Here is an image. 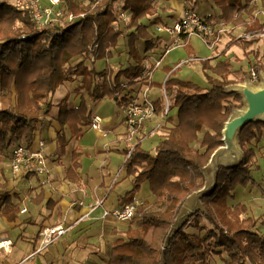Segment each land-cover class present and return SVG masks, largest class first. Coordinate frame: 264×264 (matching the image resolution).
I'll list each match as a JSON object with an SVG mask.
<instances>
[{
	"label": "trees",
	"instance_id": "1",
	"mask_svg": "<svg viewBox=\"0 0 264 264\" xmlns=\"http://www.w3.org/2000/svg\"><path fill=\"white\" fill-rule=\"evenodd\" d=\"M10 1L0 0V160L10 156L16 142L31 147L40 119V103L45 102L49 108L52 103L47 98L65 81L79 77L81 86L73 90L78 95V104L70 106L69 94L56 104L59 124L56 141L58 154H63L67 144L64 130L67 129L71 137L80 138L83 126L90 124L92 115L84 93L90 102L111 99L116 104L134 95L123 92L145 69L144 58L135 42L144 39L145 51L160 42L156 33L141 22L156 13V4L153 0H121L117 10L114 3L118 0H63L64 10L77 18L39 26L30 8ZM211 1L226 23L251 33L249 38L237 39L244 50L259 40L256 32L262 23L254 12L256 3L252 0ZM262 6L264 8V0ZM126 11L129 17L123 23L121 14ZM121 35L126 39L128 56L136 64L116 71L106 64L96 71L93 63L111 58ZM182 36L185 39L187 35ZM77 56L82 59L72 64ZM200 62L208 87L168 76L163 88L170 101L169 110L177 109L175 118L167 117L170 126H163L166 133L161 135L152 154L137 142L125 159V171L132 177L131 188L120 197V203L135 202V194L143 184L153 200L136 204L124 235L111 242L106 264H209L208 257L212 254H218L222 264H264V234L254 230V219L241 216L246 212L245 204L230 206L227 202L236 185L253 182L251 171L258 165L255 150L249 145L260 136L264 144V121L249 122L238 132L241 156L219 165L215 189L200 197L204 211H197L184 222L175 224L181 204L204 184L209 157L222 145L224 122L242 103L241 96L228 88L239 82L230 78L233 70L229 58L214 64L208 59ZM253 68H264V64L255 62ZM152 69L149 66L148 70ZM154 104L158 112L163 97ZM200 132H203L199 141L202 151L192 146ZM79 155L74 150L70 165L65 169L66 177L73 181L79 180ZM202 178L203 183H199ZM5 187L6 184L0 182V215L14 220L18 212V203L13 201L16 195Z\"/></svg>",
	"mask_w": 264,
	"mask_h": 264
},
{
	"label": "crops",
	"instance_id": "2",
	"mask_svg": "<svg viewBox=\"0 0 264 264\" xmlns=\"http://www.w3.org/2000/svg\"><path fill=\"white\" fill-rule=\"evenodd\" d=\"M153 2L156 4V13L141 19L150 31L154 30L153 24L156 22L173 24L188 8L194 9L209 22L215 23L221 19L220 10L211 0H153ZM123 14L127 20L129 12L126 11ZM237 29L238 27L228 24L227 29L220 34L216 45L209 47L212 53L205 59H208L211 64L226 57L231 59L234 55L232 47L235 44L228 43L230 38L228 33L232 34ZM157 32H164L165 37H161ZM157 32L156 36L159 37L160 42L151 50H144V39L136 40L135 45L140 56L144 58L145 69L141 77H138L133 85L128 86L123 94L129 92V94H137L139 99H143L144 96L153 102L159 100L165 93L163 83L168 76L183 79L179 76L178 70L186 65L193 66L202 60L195 51L192 52L196 46H200L199 41L202 40L200 35L190 34L183 39V36L165 31ZM175 57L178 61L173 63ZM81 59L77 56L71 63L75 64ZM85 63L90 65L88 60ZM93 64L95 69L101 64V68L96 69L100 71L106 64L114 70V65L134 66L136 63L128 56L126 39L121 35L118 37L117 46L112 49V57L96 60ZM149 66L153 67L151 71L148 70ZM161 66L166 68L163 82L147 85L148 82L153 81L154 72ZM206 72L210 73L208 70ZM79 86L81 82L78 77L74 81H65L56 91L65 87L63 96L69 94L68 101H72L70 106H76L78 95L74 96L73 90ZM84 97L92 118L96 115L99 117L100 126L106 134L103 135L92 129L90 124L83 126V135L80 138L71 137L69 131L65 129L67 144L63 154H58L56 141V130L59 128L56 104L62 97L54 101L53 96H49L47 100L52 103L49 108L45 102L40 103V119L35 129L36 137L33 145L37 146L38 139L43 141L42 152L46 156V166L49 170L47 182H42L38 175L33 173L14 178L10 171L9 157L0 160V182L6 184V191L16 195L13 201L18 203V210L22 206L26 208L25 213L17 212L14 220H7L0 215V240H11L10 251L0 253V264H15L29 254L35 245L39 229L46 225L65 222L70 224L71 228L43 252L36 255L32 263L27 264H106L111 242L115 237L124 235L128 221H117L104 214L105 210L122 205L120 197L131 188L132 177L127 175L124 167L129 146L128 140H125L126 126L123 122L122 110L124 103L116 104L111 99L93 103L86 98L85 93ZM173 111L175 115L177 109L174 108ZM164 117L167 118L160 109L145 121L139 134L140 144L151 135H162L164 129L161 118L164 119ZM152 119L158 120L155 126L151 125ZM146 128L150 130L146 134L142 133ZM74 150L80 154V165L77 169L78 181L68 179L65 173ZM25 178L30 179L31 185L27 184ZM144 200L148 202L153 200L149 190L146 194L144 192L135 194L137 203ZM98 201H100L99 204H97ZM242 203L247 208L246 215L253 218L249 214L248 204ZM256 230L264 234L257 226ZM208 260L209 264H222L218 254H212Z\"/></svg>",
	"mask_w": 264,
	"mask_h": 264
},
{
	"label": "built area",
	"instance_id": "3",
	"mask_svg": "<svg viewBox=\"0 0 264 264\" xmlns=\"http://www.w3.org/2000/svg\"><path fill=\"white\" fill-rule=\"evenodd\" d=\"M260 0H252L254 3H258ZM30 11L36 24L39 26L52 23L65 21H73L77 18L72 12L66 11L63 8V0H30ZM262 15V27L259 32V36L264 40V9L262 11H256L255 15ZM82 16V14H80ZM122 19H125L124 14H121ZM154 30L165 31L169 34H176L179 36L198 34L202 40L210 47H214L220 39V33L227 29V23L224 19H219L215 23L209 22L203 18L194 9H187L183 12L181 18L175 21L173 24L168 25L163 22H156L153 24ZM258 35V34H257ZM181 64V63H180ZM178 64V65H180ZM177 65V66H178ZM176 66V67H177ZM249 71L252 75H255L254 69L251 67ZM261 75L255 76L261 83ZM169 98L163 94L162 114L167 115L169 110ZM124 113L123 122L126 126L125 139L128 140L129 146L126 151V158L129 156L133 145L139 142V134L146 120L150 119L155 114V104L153 101L148 100L143 96V99H139L135 94L126 99L122 105ZM90 127L97 130L101 134L105 135L106 131L102 130L100 126V119L96 115L92 118ZM36 137L34 131V137L31 147H27L22 142H16L10 151L9 166L12 176L14 178L25 176L26 174H37L42 182H47L49 178V170L46 166V156L42 152L43 141L38 139L34 147L33 143ZM27 184L31 185L29 178H25ZM100 201L97 202L99 204ZM137 202L122 204L119 207H115L111 210H105L104 214L111 216L117 221H128L135 210ZM20 214L26 212L25 207H20ZM71 228L70 224L60 222L54 225H46L39 229L36 237L35 245L32 251L24 258L15 264H27L32 263L36 255L43 252L47 247L53 244L60 236L65 234ZM11 240H0V253H7L10 251Z\"/></svg>",
	"mask_w": 264,
	"mask_h": 264
},
{
	"label": "rangeland",
	"instance_id": "4",
	"mask_svg": "<svg viewBox=\"0 0 264 264\" xmlns=\"http://www.w3.org/2000/svg\"><path fill=\"white\" fill-rule=\"evenodd\" d=\"M262 1L263 0L258 1L256 11H259V10L262 11V8H263ZM10 2L17 5V6L23 5V6H27L28 8L30 6V0H11ZM80 2H86V0H83ZM120 6H121V0H118L117 2L114 3V7L117 10L120 9ZM257 18L261 22L262 15L259 14L257 16ZM121 20H123L122 21L123 23H125L127 21L125 19H121ZM227 25H228V23H227ZM151 31L155 32V33L157 32L156 30H153V29ZM231 32H232V30H231ZM157 33L161 37H165L164 32H157ZM256 34H258L259 40L257 42H255V44H252L248 49L244 50L237 43V39L241 38V37L249 38L251 36V33L245 32L244 28H242L240 26H238V29L235 32H233L232 34L228 33V35L230 37L228 39V41H229L228 43H230L232 45L235 44L232 47V49L234 51L233 52L234 55L230 59L231 66L233 67V71H232V74L230 75V78H232L235 81H239L235 84L249 82L253 87H258L261 84L258 79H255V76H257L258 74H260V75L264 74V68H260V69L255 71V69L253 68V63L257 62L258 64H264V40L261 39L258 31L256 32ZM199 43H200V46H198V47L196 46L192 50V52L194 53V51H195V53H197V55L199 57H201L202 59H205L208 55H210L212 53V51L204 41L201 40V41H199ZM250 50H252V52L247 53ZM255 52H256V55H255ZM122 58L124 59V56ZM177 61H178V58L173 60V63L174 62L176 63ZM113 67H114V71H116L117 69L120 68L117 65H114ZM121 67L124 68L126 66L122 65ZM250 67L252 69H254L255 75H252L251 72L249 71ZM100 68H101V64L97 65L96 69L99 70ZM165 74H166L165 66L164 67L161 66L159 69H157L153 74L154 84L162 83ZM178 74L183 79L191 81L192 83H195L196 85H199L200 87H203V88L208 87V83H207L206 76H205V71L202 69L201 62L195 63V65H193V66L186 65V66L181 67L178 70ZM235 84L230 85L228 88L232 89L235 86ZM64 89H65V87L60 88L50 96H53L54 101H55V99L58 100L61 97H63V93L65 92ZM74 96H76V95L74 94ZM241 99H242V97H241ZM71 102L72 101L70 100L69 104ZM43 103L44 102H42V104ZM0 105H1V100H0ZM237 106H239V107L234 108V112L244 108L243 100H242V103L240 105H237ZM118 107L119 106H117V108ZM173 109L174 108H172L171 111L168 112V114L166 115L167 117L171 116V117L175 118L176 114L174 115ZM118 110H119V108H118ZM161 120H162L163 126H165V127L170 126V122L167 120L166 117H164V119L161 118ZM157 122H158V120L154 121L152 119L151 125L155 126V124ZM150 128H148V129L146 128L145 130H143L142 133L146 134L150 130ZM142 133H141V135H142ZM165 133H166V130H163L162 135H164ZM202 133L203 132H200L198 134V140L192 143V146L195 149H198L200 151H202V149L199 146V141L202 137ZM160 137L161 136H158V134L151 135V136L147 137L146 139H144L142 141L143 143H141V147L143 149L149 151L152 154L154 152L155 146L158 143ZM238 146H239V144H238ZM249 146L253 147V149L255 150L256 163L258 164V168H255L251 171V178L253 179V182L250 181V183L245 184V185H242V184L236 185L235 188L233 189L232 193H231V196L229 197L228 202H229V204H231V203L237 204V203H242V202L247 203L248 207H249V214L253 217L252 219H254L256 221L257 228L260 231L264 232V144H263L262 137L260 136L256 140H253ZM239 150H240V155H239V157H240L241 153H242L240 146H239ZM227 163L228 162H223L224 165ZM204 179H206V173L204 175ZM198 182L203 183V178L199 179ZM204 182H205V180H204ZM199 189H197L196 191H198ZM147 191H148L147 186H145L143 184L141 186V188L139 189L138 193L144 192L146 194ZM196 191H194L191 195H189L186 198V200L181 204L180 208L178 209V213L175 217V224L176 225H178L181 222H184L185 219L187 217H190L191 214H196L197 211H201V212L204 211L203 210L204 207L200 202V198H199V200L196 201V199L194 197V193ZM241 216L242 217H249L248 215H246V212H244ZM256 226L254 228L255 231H257ZM188 230H192V229L188 228Z\"/></svg>",
	"mask_w": 264,
	"mask_h": 264
},
{
	"label": "water",
	"instance_id": "5",
	"mask_svg": "<svg viewBox=\"0 0 264 264\" xmlns=\"http://www.w3.org/2000/svg\"><path fill=\"white\" fill-rule=\"evenodd\" d=\"M261 84L253 87L249 82L235 84L232 88L244 102V108L237 110L225 122L221 131L222 145L211 153L206 164V179L203 186L194 193L197 200L203 195L210 194L216 187L218 167L223 162H232L240 155L237 134L249 122L264 121V74Z\"/></svg>",
	"mask_w": 264,
	"mask_h": 264
},
{
	"label": "bare ground",
	"instance_id": "6",
	"mask_svg": "<svg viewBox=\"0 0 264 264\" xmlns=\"http://www.w3.org/2000/svg\"><path fill=\"white\" fill-rule=\"evenodd\" d=\"M238 84H244V83H238ZM260 86V85H259Z\"/></svg>",
	"mask_w": 264,
	"mask_h": 264
}]
</instances>
